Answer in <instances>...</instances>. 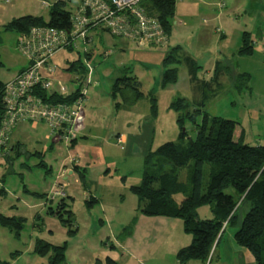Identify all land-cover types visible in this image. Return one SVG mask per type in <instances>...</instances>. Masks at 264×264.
I'll return each mask as SVG.
<instances>
[{"label":"rangeland","instance_id":"374dc122","mask_svg":"<svg viewBox=\"0 0 264 264\" xmlns=\"http://www.w3.org/2000/svg\"><path fill=\"white\" fill-rule=\"evenodd\" d=\"M56 1L10 0L5 3L0 0L5 11L4 17H0V83L12 79L15 73L27 66L26 58L16 50V35L5 32L2 25L13 18L27 15L47 20L48 10ZM62 1L66 3L68 11L75 12L78 0ZM212 2L213 5L209 6L199 4L192 13L188 11V18L181 19L183 21L172 28L170 47L137 48L132 42H125L127 45L121 46L119 44H123V40L107 32H102L100 37L95 33L91 35L92 39L88 43L92 56L89 62L92 66L90 85L84 82L81 88L85 89L86 100L94 98L93 103H97L91 119L96 127V139L90 142L103 150L106 166H87L84 179L78 173L66 179L57 178L59 165L67 158L68 149L62 144L47 151L49 144L41 137L44 129H41V134L35 135L30 128H23L31 137V143L41 141L36 152H40L42 157L16 152L9 158V164L0 163V214L25 220L18 235L0 226V264H47L48 256L40 257L35 252L37 240L53 246L66 243L65 264H95L97 259L103 261L107 258L105 253L109 252L110 246L116 247L117 239V264H133L125 258L126 255L121 256L123 252L119 249L120 243L130 232L123 229L130 225L139 204L138 199L131 194L130 187L140 185L143 159L148 152L177 140L180 130L175 122L176 114L168 108L176 99H184L189 104V112L200 109L194 118L196 124L201 123L203 114L231 120L236 122L238 131L242 130L245 144L264 146V24L260 15L264 0ZM217 4H223V8L219 9ZM244 30L248 32L252 44V53L249 55L238 54ZM221 33L226 38H220ZM176 46L181 47L180 63L171 66L177 69L176 82L162 88L163 60L167 50ZM76 55H80L82 61L84 54L79 46L71 55L65 56L69 60H76ZM123 65L140 82L142 96L135 106L118 96L120 108L118 113L113 112L118 116L111 120L110 116L106 118L107 105L110 103L108 96ZM84 75L85 71L79 77ZM74 83L76 80L72 76V81L63 86L67 90L73 89L76 86ZM149 94L156 100L155 118L149 113ZM85 106L88 104L85 103ZM108 127L111 135L118 132L126 137V142L117 145L114 138L105 134ZM182 129L188 138H195V127L190 120H184ZM40 161L47 166L46 169L39 166ZM47 169H51L50 173L46 172ZM207 172L208 168L204 166V188ZM187 173L186 168L179 170L180 182L186 181ZM122 177L124 182L121 183ZM63 183L68 186L63 188L59 185ZM116 183L118 186H115ZM84 184L104 205L97 202L88 205L84 201L88 196L87 192L84 196L82 194ZM54 192L63 194L48 200ZM65 195L71 198V203ZM174 198L179 202L183 196ZM60 200H64L67 205L70 203L78 227L75 235H69L59 218L47 214L49 208L55 210V203ZM117 205L118 215L114 216ZM102 210L113 216L106 220L105 226L100 224ZM196 214L199 220L212 218L207 206L198 208ZM179 222V227L160 241L155 259L144 264H177L172 249L176 246L182 248V244L187 246L192 241ZM236 228L227 226L224 229L218 245L211 250L212 258L207 264H254L251 254L235 243L233 235Z\"/></svg>","mask_w":264,"mask_h":264},{"label":"trees","instance_id":"16d2710c","mask_svg":"<svg viewBox=\"0 0 264 264\" xmlns=\"http://www.w3.org/2000/svg\"><path fill=\"white\" fill-rule=\"evenodd\" d=\"M141 6L146 14L155 18L166 35L172 28L175 0H144ZM70 14L66 3L55 2L48 10V19L30 15L14 19L4 25L5 32L25 34L33 27H52L60 30L70 28ZM70 49L71 48H67ZM179 48L171 49L163 60L161 87L176 82L177 69L170 66L180 63ZM252 53L248 35H244L239 55ZM82 72L79 61L69 66L70 73ZM4 85L0 83V115ZM135 78L128 76V70L114 80L111 97L124 96V101L133 104L142 95ZM129 94V100L125 95ZM44 96V95H43ZM56 100L54 95H49ZM113 98V97H112ZM150 115L156 117V100L149 95ZM189 104L184 99L174 100L169 109L176 114V124L180 130L175 142L164 143L154 152H148L143 159V173L140 185L130 187V192L141 202L139 213L146 217H164L182 222L183 231L191 236V244L179 249L175 254L177 264L198 261L210 263L211 250L218 245L227 226L237 227L235 243L246 249L253 257L254 264H264V147L249 146L244 143V134L238 131L231 120L208 117L196 124L195 117L200 109L188 111ZM201 109H203L201 107ZM190 120L195 127V138L190 139L184 132V120ZM18 152V150L16 151ZM39 156L41 154H34ZM191 163V165H190ZM39 166H44L40 161ZM207 166V182L202 183V169ZM188 170L185 182H180V169ZM182 195L179 202L175 196ZM45 196H43L44 198ZM49 200V199H48ZM51 201V200H50ZM88 200V205H90ZM207 206L212 214L209 220H199L196 210ZM50 215L59 218L69 235L74 225L71 211L61 200ZM243 212V214H242ZM25 220L4 217L0 214V226L19 234ZM66 243L53 246L37 240L35 252L40 257L48 256L47 264H65ZM95 264H117L109 257Z\"/></svg>","mask_w":264,"mask_h":264},{"label":"built area","instance_id":"2783aa9c","mask_svg":"<svg viewBox=\"0 0 264 264\" xmlns=\"http://www.w3.org/2000/svg\"><path fill=\"white\" fill-rule=\"evenodd\" d=\"M144 0H80L70 14V28L33 27L18 35L17 51L27 66L4 85L0 115V159L8 155L13 130L20 124L43 123L48 136L69 144L77 140L75 123L84 102V89L71 94L60 82H53L55 54L85 42L89 30L102 27L111 36L132 42L137 48L165 46L168 38L160 23L141 6ZM46 6L45 3H42ZM86 43V42H85ZM88 83L91 67L85 65ZM44 95V96H43ZM49 95L55 96V101ZM62 194L54 192L49 200Z\"/></svg>","mask_w":264,"mask_h":264},{"label":"crops","instance_id":"0c3cea01","mask_svg":"<svg viewBox=\"0 0 264 264\" xmlns=\"http://www.w3.org/2000/svg\"><path fill=\"white\" fill-rule=\"evenodd\" d=\"M9 1L10 0H4L5 3H8ZM57 1H59V0H57ZM261 2H263V0H261ZM79 4H80V0H78V3H77V6L75 7V10ZM199 4L200 5L204 4L205 6H209V5H213V2H212V0H189V1H187V0H179V1L175 0L174 15L172 18V28H176L178 26V24H180L181 21H183L181 19L188 18V16H187L188 11L190 13H192L199 6ZM263 4H264V2H263ZM218 5L219 4H217V7H219V9L223 8V6H222L223 4L222 5L220 4L219 6ZM261 6L262 5H260V7ZM1 10H2V13H0V17L1 16L4 17L5 11H4V8L2 7V5H0V11ZM66 10L68 11V9H66ZM69 12L72 13L71 10H69ZM260 15L263 17V24H264V7H262V12H260ZM33 17H35V16H33ZM252 17L253 16H251V18ZM18 18H20V17H18ZM14 19H17V18H13L10 21H12ZM0 22H1V20H0ZM6 24H4V25H6ZM4 25H2V29H3ZM255 26H256V28L258 27L257 24H255ZM255 26H252V28L256 29ZM172 28H171L169 34L167 35V38H168L167 45L168 46H169V42H170V34L172 31ZM102 32H107V31H105L102 27H96L94 29L89 30V32L87 33V38L85 40L86 43L84 41H82L81 39L77 40L76 48H78V46H79V48L81 47V50L84 54V55H82L83 56L82 61H81L80 55H76L77 56L76 60H69L68 58H66L67 56H65V55H71V53L76 48H74V49L71 48V50L66 48V49H63L61 51H58L55 54L54 59H53V63L57 66V72L52 77L54 83L60 82V84L64 85L68 82H71L72 76H74L75 80H76V83H74V84H76V86H74L73 89H68V90L66 89V90L68 92H70L71 94H75L78 90L84 89V88H81V84H83L86 80L83 78L82 79L83 81H80V79L82 77H79V75H81V73L86 70V67H85L86 63H88L89 66L92 68L91 63H89L92 59V56L89 53L90 50H88V45H89L88 43L92 39L91 35L93 33H95L96 36L99 35V37H100ZM246 32L247 31L244 30L242 33L244 35H248V38H250L248 32L247 33ZM15 35H16V50H17L18 34H15ZM219 36H220V38H226L225 34L223 35V33H221ZM119 39L123 40V44H119L121 46L122 45L126 46L127 43H125V42H130V41L122 39V38H119ZM241 44H242V40H241ZM148 46H153V45H146L145 47H148ZM251 46H252V44H251ZM176 47L179 48L180 46H176ZM176 47H171L170 49H168L166 52V55L168 54V52L171 49H174ZM120 51H121V53H123L122 49H120ZM179 60H180V57H179ZM77 61L81 62L80 64L82 66V72L79 70L80 72L72 74L69 71H67L69 66L72 65L73 63L77 62ZM121 68H122L121 73L117 78L121 77L123 72L126 70H128V76L129 77L135 78L132 76V73L128 67L123 65ZM172 68H176V67H172ZM20 71L15 73L13 75L12 79ZM89 76H91V72H90ZM12 79H10V80L2 83V84H6L7 82L11 81ZM137 82L139 83L140 88H141L140 82L139 81H137ZM85 84L90 85V77H89L88 83H85ZM94 86H97V84H94ZM110 90H112V89H110ZM84 91H85V89H84ZM139 92H140V89H139ZM85 94H86V92H85ZM149 95H148V98H149ZM112 97L109 94L108 99H109L110 103H108V105H107L108 108H107V114H106V118H108L110 116L111 120L113 118H117L118 115L115 113L116 112L118 113V109L120 108V105L118 104V99L120 100V98H118V95L115 96V99H114V96H112ZM129 97H130L129 94L125 95V99L129 100ZM85 98L86 97L84 96V102H83V105H82V108L80 111V115H79V118L76 121L75 126H74V129H75L76 135H77L76 141H73L69 144H66V143H63L62 141L55 139V138L49 137L48 133H47L48 130L43 123H38L35 125L30 124V123H23V124L18 125L13 130V132L11 133L10 144L8 146V155L4 158H1L0 163L5 162V163L9 164V158L11 157L12 154H15L17 150H18V152H21V153L22 152L31 153L30 155L38 154V152H36V148L39 147L38 144H40L41 141L37 140L36 142L31 143L30 142L31 137H29V135L25 131H23L24 130L23 128H30V130L35 135L41 134L40 133L41 129H44L43 136L41 134V137H42V139H44V141H47L49 144L47 151H52V150H54L55 146H59L62 144L65 145V147L68 149L67 158L65 160H63L61 165H59L60 166L59 170H58L59 176L57 178L64 177L66 179V177H72L75 173H78L84 179L83 174H84V172H86L87 166H91V168H95L97 166H100V167L106 166L105 157L103 155V150L100 147L91 144V142H90L91 140L96 139L95 134H94L96 127H95V125L92 124L91 119H92L93 113L95 112L94 110L96 109L97 103H93L94 98H92L90 101L86 100ZM121 99L124 100V96L123 97L121 96ZM85 100H86V102H85ZM104 100H106V99H104ZM137 101L133 102V106H135ZM85 103L88 104L87 107L85 106ZM109 104H111V107H109ZM114 111H115V113H113ZM149 113H150V103H149ZM114 114L116 115L115 117H114ZM28 124L30 125V127ZM101 130L104 131L103 129H101ZM115 131H118V130L115 129ZM113 133L114 134L111 135L109 127L107 129H105V134H109L108 136L111 139L114 138L116 140L117 145L118 144L122 145L126 142L125 136L118 134V132H113ZM39 154H41V153L39 152ZM41 156H42V154H41ZM43 165L44 166L42 168L46 169L47 166L45 164H43ZM50 171H51V169L46 170V172H48V173H50ZM105 178L106 177H104V179ZM120 179H121V181H120L121 183L124 182V181H122L124 179V177H122ZM116 184L117 185H115V186H118V183H116ZM59 185H61V187H63V188L68 186V184H66V183L59 184ZM105 185H107V184H105ZM86 192L88 193V196L84 199V201H86V203H88V200H90V202H89L90 205L92 203H95V202L99 203V205H101V204L104 205L102 200H99L97 197L95 198V195L92 194L93 192L91 190H89L88 185L84 184V186L82 188L83 196L85 195ZM65 196L67 197L68 195H65ZM68 197H67V199L70 200V203H71V198H68ZM57 202L55 203L56 205L58 204ZM70 203H69V205H67V203L64 202V200H63V204L66 206V209L69 211H71ZM48 205L52 206V204H48ZM139 206H140V203L137 206L138 208H136L134 210V215L131 218L130 225L126 226L123 229V230H130V232L127 235V237L125 238L124 242L120 243V248H119L123 252V254H121V256L123 257L124 255H126L125 258H128V261L132 262L133 264H144V263H147L149 261L151 262L152 260H154L155 259L154 258L155 251L159 247L160 241L162 239H164V237L166 235L171 233L175 228H178L180 225V222L177 219L164 218V217H146V216H143L142 214L139 213V210H138ZM53 211H55V210H53ZM104 211L105 210L101 211L102 212L101 215L103 218H102V220H100V224L102 226L106 225L107 219H110L111 217L113 218V216L105 214ZM71 213H72V219H73V212L71 211ZM47 214L50 215L49 210H48ZM113 214H114V216L118 215V205L116 206ZM73 221H74V219H73ZM77 228L78 227L74 221V225L72 226L71 230H75V233L72 235L76 234ZM117 234H118V232H117ZM117 237H118V235H117ZM116 242H117L116 247L110 246L109 252L105 253V257H109L110 259H112L114 262L117 263V261H118V239L116 240ZM190 244H191V242H190ZM110 245H111V243H110ZM187 246L182 244L181 247L184 248ZM179 247L180 246H176V248L174 250L172 249L173 256H174V254H176V252L179 249H181ZM105 248H106V246H105ZM97 261L103 262L104 260L102 261V260L97 259ZM186 264H202V263H200L198 261H190Z\"/></svg>","mask_w":264,"mask_h":264}]
</instances>
